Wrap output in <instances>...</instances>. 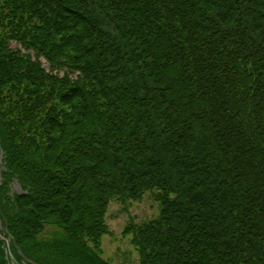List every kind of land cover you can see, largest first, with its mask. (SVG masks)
Returning <instances> with one entry per match:
<instances>
[{
  "label": "trees",
  "instance_id": "16d2710c",
  "mask_svg": "<svg viewBox=\"0 0 264 264\" xmlns=\"http://www.w3.org/2000/svg\"><path fill=\"white\" fill-rule=\"evenodd\" d=\"M0 153V264H108L155 188L142 264H264V0H0Z\"/></svg>",
  "mask_w": 264,
  "mask_h": 264
},
{
  "label": "rangeland",
  "instance_id": "374dc122",
  "mask_svg": "<svg viewBox=\"0 0 264 264\" xmlns=\"http://www.w3.org/2000/svg\"><path fill=\"white\" fill-rule=\"evenodd\" d=\"M12 47L17 49L19 45L13 43ZM22 51L29 56L31 55L32 58L36 60V56L33 54L34 52ZM39 61L48 74L56 76L57 78H68L71 81L69 86H67L68 88H71L73 85H79L80 87L85 85L84 82L80 80L83 78L81 71L77 70V73H75L68 69L53 68L52 65L43 58ZM61 93L62 90L60 94ZM55 103H58V100L55 101ZM1 161L2 156L0 153V169ZM175 197V194H167L163 190L155 188L146 191L145 194L138 199L120 198L113 201L109 205L106 216L107 234L102 236L99 241H96V244H93L91 241L87 243L94 247L95 253L99 254L102 260L108 264H142L141 252L134 242L136 231L143 226L156 224L159 221L161 210L164 209L166 203L168 204V202L174 200ZM161 199H163L164 202ZM55 231L56 228L48 226L45 233L48 235ZM4 233H6V230L3 229L0 220V236L5 242L4 247L7 249V254L13 258L11 255L10 238H7Z\"/></svg>",
  "mask_w": 264,
  "mask_h": 264
}]
</instances>
